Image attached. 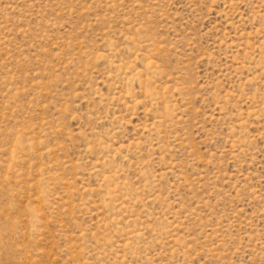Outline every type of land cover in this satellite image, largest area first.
<instances>
[{"label":"rangeland","instance_id":"obj_1","mask_svg":"<svg viewBox=\"0 0 264 264\" xmlns=\"http://www.w3.org/2000/svg\"><path fill=\"white\" fill-rule=\"evenodd\" d=\"M0 264H264V0H0Z\"/></svg>","mask_w":264,"mask_h":264}]
</instances>
